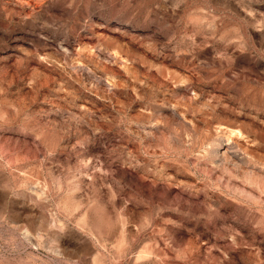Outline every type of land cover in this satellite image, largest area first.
Masks as SVG:
<instances>
[{
  "label": "clouds",
  "instance_id": "clouds-1",
  "mask_svg": "<svg viewBox=\"0 0 264 264\" xmlns=\"http://www.w3.org/2000/svg\"><path fill=\"white\" fill-rule=\"evenodd\" d=\"M0 264H264V0H0Z\"/></svg>",
  "mask_w": 264,
  "mask_h": 264
}]
</instances>
